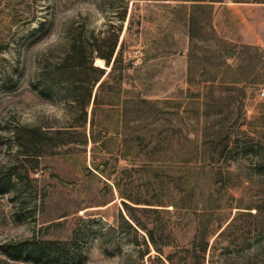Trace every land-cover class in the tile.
<instances>
[{
	"label": "rangeland",
	"instance_id": "obj_1",
	"mask_svg": "<svg viewBox=\"0 0 264 264\" xmlns=\"http://www.w3.org/2000/svg\"><path fill=\"white\" fill-rule=\"evenodd\" d=\"M213 3L205 36L192 39L188 27L192 0H0V264H44L10 255L14 244L34 237L68 241L61 245L62 264L155 263L154 247L152 256H141L144 245L136 243L134 232L122 223L120 191L86 170L95 156L102 159L94 155L92 142L86 150L78 144L73 151L60 149L37 159L25 155L15 137L22 125L63 121L66 105L53 93L44 92L37 76L43 54L63 44L72 23L100 33L122 25L126 56L137 66L125 76L124 86L180 109L187 125L200 135V129L208 124V139L218 147L207 151L219 157L214 167L223 172L227 185L219 194L223 204L213 217L214 229L221 222L224 226L210 236L205 263L264 264V211L256 214V209L246 208L254 203L264 205V2ZM225 41L260 48L256 82L224 81V69L204 74L198 66L190 72L193 43L216 49ZM228 61L233 65L228 75L242 76L239 68L245 59L235 56ZM97 64L106 63L98 57ZM251 68L246 65L244 70ZM215 75L218 77L213 79ZM185 130L172 135L173 130L165 128L157 136L161 145L149 147V153L137 159L121 158L114 174L132 166L129 175L138 182L135 166L142 159L168 156L166 172L171 181L165 183L161 194L142 193L141 197L166 204L177 200L181 192L173 188L171 179L177 171L175 160L195 154L188 145L181 146ZM191 134L198 135L195 131ZM227 136L230 144L223 150ZM119 176L125 179L126 174ZM124 186L131 189L132 182L127 185L124 181ZM196 187L199 207H203L206 201L199 192L206 188L202 178ZM164 208L172 212L165 209L160 218H172L176 240L180 246L187 244L195 234L196 221L186 224V218L198 215L174 211L173 205ZM143 216L155 217L151 213ZM233 218H239L237 225L228 227ZM224 228V234L219 235ZM183 262L192 264L190 259Z\"/></svg>",
	"mask_w": 264,
	"mask_h": 264
},
{
	"label": "trees",
	"instance_id": "obj_2",
	"mask_svg": "<svg viewBox=\"0 0 264 264\" xmlns=\"http://www.w3.org/2000/svg\"><path fill=\"white\" fill-rule=\"evenodd\" d=\"M213 2L192 0L188 14L192 39L205 36V23L210 22ZM125 17L126 13L122 14V18ZM122 33V25L100 33L81 23L70 24L63 44L54 45L43 54L37 76L38 84L44 87V92L49 91L64 102L66 115L63 121L52 124L22 125L16 129L15 137L25 155L37 159L58 153L60 149L73 151L78 144L83 145L86 150L92 142L94 155L99 154L102 159L98 161L95 156L93 165L87 166L86 170L105 181L111 189L115 186L120 191L124 205L121 220L134 232L135 242L144 245L140 249V255L152 256L153 246L157 251L153 264H188L183 262L187 259L192 264H206L210 236L224 226L221 222L214 229L216 218L213 217L223 204L219 194L226 187L227 178L221 170L214 167L219 157L214 152L207 151L212 148L216 150L218 144L215 146L208 139V124L200 129L203 132L200 135V131L195 130L194 126L191 128L187 125L180 109L164 106L160 99L151 98L142 90L124 86L125 76L131 68L137 66L134 59L126 56L127 37L122 39ZM260 53V48L251 44L225 41L220 48L214 49L199 48L193 43L189 50V68L192 72L200 66L204 74L212 69H224V81L256 82ZM235 56L244 58L246 63L239 68L243 72L242 76L233 78L227 73L233 68L228 59ZM98 57L105 60L104 66L97 64ZM246 65L252 68L244 70ZM216 77L218 76H213V79ZM168 127L173 130L172 135L182 133L186 128L185 136L180 137L181 146L188 145V149L191 147L190 150L195 154L175 160L177 171L172 174L171 179L173 188L180 190V197L168 204L149 202L141 197L142 193L159 195L164 191L165 183L171 181L167 180L166 172L170 163L168 161L171 160L168 156L142 159L135 166L139 171L138 182L129 175L132 166L116 170L117 175L114 174V169L121 158L137 159L136 157L149 153V147L153 148L157 143L161 145L157 136ZM192 131L198 135L193 137ZM229 138L227 136L224 141L223 150L229 147ZM155 139L157 141L153 142ZM121 172H125V179L119 176ZM16 175L21 177V174ZM200 178L206 188L199 192L206 201L203 207H199L200 200L197 198L196 181ZM124 181L127 185L132 182L131 189L124 186ZM206 196L208 197L205 198ZM169 205H173L174 211L179 210L186 215L191 211L199 217L186 218V224L196 221V230L189 242L182 246L176 240L175 221L172 218H160L163 210L172 212L171 208H164ZM246 208L249 211L256 209V214L264 211L262 203H254ZM148 213L155 217L144 218L143 214ZM237 219L239 218H233L228 227L237 225ZM226 229L219 235H223ZM63 243L68 244V241L34 237L14 244V250L9 252L14 258L24 257L44 264H62L60 254ZM179 253L183 255L179 256Z\"/></svg>",
	"mask_w": 264,
	"mask_h": 264
},
{
	"label": "built area",
	"instance_id": "obj_3",
	"mask_svg": "<svg viewBox=\"0 0 264 264\" xmlns=\"http://www.w3.org/2000/svg\"><path fill=\"white\" fill-rule=\"evenodd\" d=\"M263 94H264V92H263Z\"/></svg>",
	"mask_w": 264,
	"mask_h": 264
}]
</instances>
